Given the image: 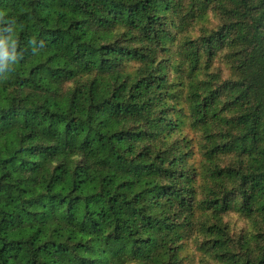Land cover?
I'll return each mask as SVG.
<instances>
[{
  "label": "trees",
  "instance_id": "16d2710c",
  "mask_svg": "<svg viewBox=\"0 0 264 264\" xmlns=\"http://www.w3.org/2000/svg\"><path fill=\"white\" fill-rule=\"evenodd\" d=\"M3 38L0 264H264V0H0Z\"/></svg>",
  "mask_w": 264,
  "mask_h": 264
},
{
  "label": "clouds",
  "instance_id": "9594fccd",
  "mask_svg": "<svg viewBox=\"0 0 264 264\" xmlns=\"http://www.w3.org/2000/svg\"><path fill=\"white\" fill-rule=\"evenodd\" d=\"M15 41L9 38L0 39V71L7 68L10 63L15 61L14 52H10L9 48L14 46Z\"/></svg>",
  "mask_w": 264,
  "mask_h": 264
},
{
  "label": "rangeland",
  "instance_id": "374dc122",
  "mask_svg": "<svg viewBox=\"0 0 264 264\" xmlns=\"http://www.w3.org/2000/svg\"><path fill=\"white\" fill-rule=\"evenodd\" d=\"M194 250H195V248H194V247H192V248H191V251H194Z\"/></svg>",
  "mask_w": 264,
  "mask_h": 264
}]
</instances>
